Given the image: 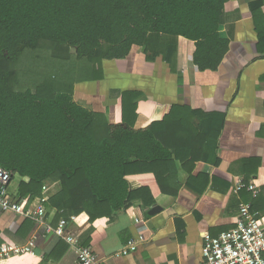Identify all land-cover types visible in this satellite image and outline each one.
Masks as SVG:
<instances>
[{
    "label": "trees",
    "instance_id": "trees-1",
    "mask_svg": "<svg viewBox=\"0 0 264 264\" xmlns=\"http://www.w3.org/2000/svg\"><path fill=\"white\" fill-rule=\"evenodd\" d=\"M226 1L0 0V167L11 175L8 190L29 204L57 182L45 204L56 209L55 222L74 216L77 224L80 215L112 219L135 202L150 207L149 189L132 188L131 174L152 172L163 193H176L160 181L163 163L172 155L182 161L198 139L186 107L134 129L138 93H121L122 122L110 124L73 99L74 85L97 78L101 61L125 58L132 46L170 62L178 36L194 41L199 70H215L228 50L218 32ZM54 250L39 264L59 257Z\"/></svg>",
    "mask_w": 264,
    "mask_h": 264
},
{
    "label": "crops",
    "instance_id": "crops-1",
    "mask_svg": "<svg viewBox=\"0 0 264 264\" xmlns=\"http://www.w3.org/2000/svg\"><path fill=\"white\" fill-rule=\"evenodd\" d=\"M218 27L228 50L215 70H199L192 61L194 41L178 36L170 62L147 59L141 47L132 46L125 58L101 61L97 78L74 85L73 99L104 113L110 124L122 122L121 93H138L134 129L162 122L172 107L185 106L188 126L198 137L180 154L182 161L172 155L163 163L160 183L176 193H163L152 172L131 174L132 188L149 189L150 207L135 202L112 219L88 221L80 215L79 224L68 221V231L79 234V242L106 264H202V234L216 238L235 226L241 203L249 204L264 226V0L226 1ZM238 182H253L257 193L234 191ZM45 186L42 194L48 197L58 183ZM45 205L46 218L39 225L0 209L5 244L35 241L32 254L0 264H39L54 248L59 257L46 264H79L66 240L46 232L59 220L56 209ZM61 239L67 248L58 243Z\"/></svg>",
    "mask_w": 264,
    "mask_h": 264
},
{
    "label": "built area",
    "instance_id": "built-area-1",
    "mask_svg": "<svg viewBox=\"0 0 264 264\" xmlns=\"http://www.w3.org/2000/svg\"><path fill=\"white\" fill-rule=\"evenodd\" d=\"M11 175L0 167V209L12 212L23 218L33 220L37 225L43 224L46 218L47 197H38L25 204L13 192L8 190ZM241 188L249 190L253 195L257 193V186L253 183L238 182L234 191ZM45 193L47 187H42ZM75 220L74 216L60 219L56 228L46 226V232H53L66 240L74 249L79 264H106L88 246L79 242V234H73L67 229L68 221ZM202 264H264V226L251 212L247 203L239 204L235 226L222 232L216 238H210L207 233L202 234ZM35 241L31 237L25 243H8L0 248V260L14 255L33 253ZM134 245L130 244V248Z\"/></svg>",
    "mask_w": 264,
    "mask_h": 264
},
{
    "label": "rangeland",
    "instance_id": "rangeland-1",
    "mask_svg": "<svg viewBox=\"0 0 264 264\" xmlns=\"http://www.w3.org/2000/svg\"><path fill=\"white\" fill-rule=\"evenodd\" d=\"M6 213H10V212H6Z\"/></svg>",
    "mask_w": 264,
    "mask_h": 264
}]
</instances>
